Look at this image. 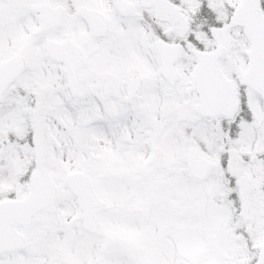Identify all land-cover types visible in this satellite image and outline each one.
<instances>
[{"label":"snow or ice","instance_id":"1","mask_svg":"<svg viewBox=\"0 0 264 264\" xmlns=\"http://www.w3.org/2000/svg\"><path fill=\"white\" fill-rule=\"evenodd\" d=\"M0 264H264V0H0Z\"/></svg>","mask_w":264,"mask_h":264}]
</instances>
